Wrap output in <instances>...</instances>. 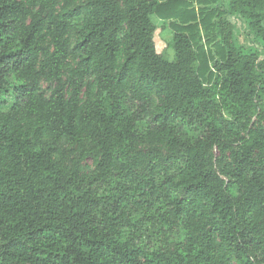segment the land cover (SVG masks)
Listing matches in <instances>:
<instances>
[{"label": "trees", "instance_id": "16d2710c", "mask_svg": "<svg viewBox=\"0 0 264 264\" xmlns=\"http://www.w3.org/2000/svg\"><path fill=\"white\" fill-rule=\"evenodd\" d=\"M222 2L0 0V264H264V0Z\"/></svg>", "mask_w": 264, "mask_h": 264}, {"label": "rangeland", "instance_id": "374dc122", "mask_svg": "<svg viewBox=\"0 0 264 264\" xmlns=\"http://www.w3.org/2000/svg\"><path fill=\"white\" fill-rule=\"evenodd\" d=\"M227 6V0H223L221 3L222 8H226ZM224 20L228 22L229 30H231V35L233 40L236 42V44L246 50L252 49V48H260L254 40L249 36L247 24L244 20L240 19L237 15L231 14L224 17ZM154 23L158 26V30L156 32V44L158 47L159 52L168 51L170 54V58L174 57V51L173 49L167 50V42L172 41L174 32L170 27V23H164L159 21L157 18L154 17ZM227 25V26H228ZM226 26V27H227ZM227 30V29H226ZM264 53H261V56H263ZM12 100L8 101V103L3 104L0 101V109H7L8 106L12 103ZM256 122H258V119L254 118ZM216 156L218 154L216 153ZM89 166L92 164L89 163Z\"/></svg>", "mask_w": 264, "mask_h": 264}]
</instances>
